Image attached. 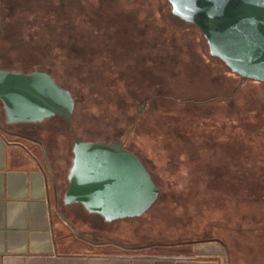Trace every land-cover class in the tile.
<instances>
[{
    "label": "rangeland",
    "instance_id": "rangeland-1",
    "mask_svg": "<svg viewBox=\"0 0 264 264\" xmlns=\"http://www.w3.org/2000/svg\"><path fill=\"white\" fill-rule=\"evenodd\" d=\"M36 70L72 95L70 122L55 114L9 123L0 100V126L40 161L54 222L60 207L68 239L215 241L229 264H264V82L212 56L200 29L167 0H0V71ZM75 140L138 152L157 201L113 221L62 203Z\"/></svg>",
    "mask_w": 264,
    "mask_h": 264
},
{
    "label": "water",
    "instance_id": "water-1",
    "mask_svg": "<svg viewBox=\"0 0 264 264\" xmlns=\"http://www.w3.org/2000/svg\"><path fill=\"white\" fill-rule=\"evenodd\" d=\"M171 13L195 24L209 53L243 79L264 82V0H167ZM0 100L8 122L59 115L70 122L74 99L44 71H0ZM63 203H80L106 221L137 217L158 189L135 156L114 143L73 145Z\"/></svg>",
    "mask_w": 264,
    "mask_h": 264
},
{
    "label": "crops",
    "instance_id": "crops-1",
    "mask_svg": "<svg viewBox=\"0 0 264 264\" xmlns=\"http://www.w3.org/2000/svg\"><path fill=\"white\" fill-rule=\"evenodd\" d=\"M40 165L23 145L0 135V264H229L215 241L154 248L68 239L64 224L54 222Z\"/></svg>",
    "mask_w": 264,
    "mask_h": 264
},
{
    "label": "flooded vegetation",
    "instance_id": "flooded-vegetation-1",
    "mask_svg": "<svg viewBox=\"0 0 264 264\" xmlns=\"http://www.w3.org/2000/svg\"><path fill=\"white\" fill-rule=\"evenodd\" d=\"M39 71H44V72H47V71H45V70H39ZM48 73V72H47ZM49 74V73H48ZM50 75V74H49ZM51 76V75H50ZM239 76V75H238ZM239 77H241V76H239ZM242 78V77H241ZM53 79V78H52ZM243 79V78H242ZM55 81V80H54ZM9 123H11V122H9ZM13 123H15V122H13ZM2 127V126H1ZM13 127H14V125H13ZM5 128H7V127H5ZM2 129H4V128H2ZM7 130V132L8 133H10L11 135H13V137H15L16 138V140H27V141H32V142H37L36 140H34L33 138H32V135L31 134H29L30 132H23V131H20V130H15V129H6ZM19 144H21V145H23L21 142H18ZM108 143H113V142H108ZM114 144H117V145H121V149L125 152V153H127V154H130V155H132V156H135L137 159H138V161L140 162V164L142 165V167L144 168V170L147 172V174L149 175V177L151 178V180H152V182L154 183V185L156 186V188L158 189V195H157V199L159 198V196H160V191H159V187L155 184V176L153 175V173L151 172V170L148 168V165L145 163V161L142 159V157L140 156V154L138 153V152H133L132 150H130L129 148H131V147H129V146H126L124 143H114ZM24 148H26V147H24ZM27 150V149H26ZM28 153H30L31 155H33V153L32 152H29L28 151ZM68 186H69V182H68V180H67V189H68ZM67 189H66V191H67ZM65 191V192H66ZM65 194V193H64ZM64 194H63V197H64ZM157 199H156V201H157ZM62 201H63V198H62ZM155 201V202H156ZM154 202V203H155ZM56 203H57V200H56ZM63 203V202H62ZM153 205V204H152ZM57 217L59 218V220H60V222L62 223V224H64V225H66V226H68L69 227V224L65 221V219L63 218V213H62V211L60 210V207L57 209ZM195 242V241H194ZM195 243H197V242H195Z\"/></svg>",
    "mask_w": 264,
    "mask_h": 264
},
{
    "label": "trees",
    "instance_id": "trees-1",
    "mask_svg": "<svg viewBox=\"0 0 264 264\" xmlns=\"http://www.w3.org/2000/svg\"><path fill=\"white\" fill-rule=\"evenodd\" d=\"M0 135H4V134H3V129H2L1 126H0ZM161 246H164V245H160V244L152 245V247H154V248H158V247H161Z\"/></svg>",
    "mask_w": 264,
    "mask_h": 264
}]
</instances>
